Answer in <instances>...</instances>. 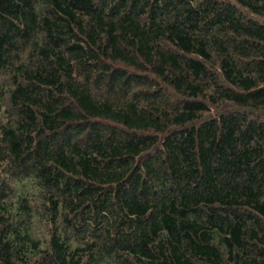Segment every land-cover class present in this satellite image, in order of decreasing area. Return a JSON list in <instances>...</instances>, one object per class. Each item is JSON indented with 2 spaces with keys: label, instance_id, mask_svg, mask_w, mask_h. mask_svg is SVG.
I'll list each match as a JSON object with an SVG mask.
<instances>
[{
  "label": "trees",
  "instance_id": "16d2710c",
  "mask_svg": "<svg viewBox=\"0 0 264 264\" xmlns=\"http://www.w3.org/2000/svg\"><path fill=\"white\" fill-rule=\"evenodd\" d=\"M0 264H264V0H0Z\"/></svg>",
  "mask_w": 264,
  "mask_h": 264
}]
</instances>
